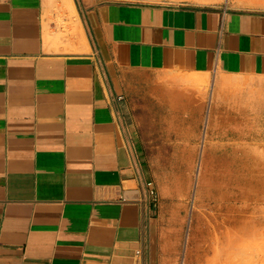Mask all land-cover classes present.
Returning a JSON list of instances; mask_svg holds the SVG:
<instances>
[{
	"label": "crops",
	"instance_id": "0c3cea01",
	"mask_svg": "<svg viewBox=\"0 0 264 264\" xmlns=\"http://www.w3.org/2000/svg\"><path fill=\"white\" fill-rule=\"evenodd\" d=\"M260 236L264 0H0V264Z\"/></svg>",
	"mask_w": 264,
	"mask_h": 264
},
{
	"label": "rangeland",
	"instance_id": "374dc122",
	"mask_svg": "<svg viewBox=\"0 0 264 264\" xmlns=\"http://www.w3.org/2000/svg\"><path fill=\"white\" fill-rule=\"evenodd\" d=\"M188 1L207 3L210 0ZM223 235L221 236V240L225 238ZM222 242L223 241H221V243ZM215 264H264V236H260L255 239L246 250H244L243 247H241L234 240V237L229 238L226 250L221 251L219 258L215 261Z\"/></svg>",
	"mask_w": 264,
	"mask_h": 264
},
{
	"label": "bare ground",
	"instance_id": "6f19581e",
	"mask_svg": "<svg viewBox=\"0 0 264 264\" xmlns=\"http://www.w3.org/2000/svg\"><path fill=\"white\" fill-rule=\"evenodd\" d=\"M224 234V233H223ZM223 236H225V235H223ZM221 238V237H220ZM220 243H221V239H220ZM219 249V248H218ZM217 251V250H216ZM215 252V251H214ZM213 254V253H212Z\"/></svg>",
	"mask_w": 264,
	"mask_h": 264
},
{
	"label": "built area",
	"instance_id": "2783aa9c",
	"mask_svg": "<svg viewBox=\"0 0 264 264\" xmlns=\"http://www.w3.org/2000/svg\"><path fill=\"white\" fill-rule=\"evenodd\" d=\"M149 186L151 187V184H149ZM151 193H153V190L151 189Z\"/></svg>",
	"mask_w": 264,
	"mask_h": 264
}]
</instances>
